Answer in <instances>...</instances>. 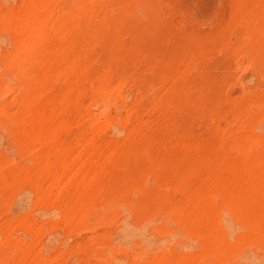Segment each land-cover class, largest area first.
Wrapping results in <instances>:
<instances>
[{"label": "rangeland", "instance_id": "rangeland-1", "mask_svg": "<svg viewBox=\"0 0 264 264\" xmlns=\"http://www.w3.org/2000/svg\"><path fill=\"white\" fill-rule=\"evenodd\" d=\"M0 264H264V0H0Z\"/></svg>", "mask_w": 264, "mask_h": 264}]
</instances>
